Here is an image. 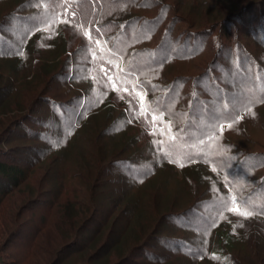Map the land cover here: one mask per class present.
<instances>
[{"label":"trees","instance_id":"1","mask_svg":"<svg viewBox=\"0 0 264 264\" xmlns=\"http://www.w3.org/2000/svg\"><path fill=\"white\" fill-rule=\"evenodd\" d=\"M234 1L240 3L220 9V1L213 0H0V9L11 8L0 16V62L9 63L0 82V108L16 95L33 92L31 106L23 115L38 114L46 105L53 116L48 128L56 127V136L61 135V142L45 154L36 147L27 150L30 157L18 154V149V155L0 152V208L26 180L31 165L55 156L60 169L70 151L85 139L91 141L94 131L90 127L95 126L93 119L99 109L107 113L100 136L111 139V146L118 149L114 153L123 154L110 170L113 176L115 170L125 171L121 180L125 195L115 188L116 194L96 203L95 210L80 214L83 229L77 240L61 237L58 241L62 244H47L43 264L53 260L52 264H71L65 257L105 227L106 206L112 203L127 204L135 218L153 215L141 207L145 196H154L141 195L143 192L131 195L130 191H143L159 168L167 169L159 182H179L180 174L184 188L197 187L205 193L194 200L188 195L186 208L179 213L167 207L160 214L161 208L155 205L161 204L155 198L149 206L154 207L158 219L150 228L143 225V238L136 247L122 254L125 248L117 240L110 241L74 263L132 264L135 254L150 259L155 246L157 256H153L158 259L152 257L150 264H161L170 257L178 258L175 262L187 258L196 264H264V149L256 135L264 133V0H232L231 4ZM64 39L87 41L89 69L103 78L110 93L104 99L100 96L90 105L86 101L70 104L45 95L63 56L69 59L73 54L71 42ZM48 44L51 55L45 58L44 45ZM178 63L181 70L175 71L172 68ZM64 65L56 76L60 84L70 79L84 82V73L71 71L73 60ZM192 69L196 73H190ZM79 86L69 87L73 91ZM39 87L44 88L42 92ZM201 92L207 97L201 99ZM178 112L183 113L181 118ZM16 115L0 113L15 124L0 134V142L12 140L7 139L11 131L15 138L21 137L24 122L18 125L21 118ZM209 121L210 126L204 129ZM220 123L228 125L225 131ZM147 129L155 135L148 150L153 162L122 159L139 140L126 133L142 134ZM56 171L51 170L53 175ZM45 197L53 207L58 195ZM46 199L34 202L31 208L47 204ZM166 222L169 232L160 229ZM17 231L18 226L12 229L8 245L17 233L19 239ZM111 249L121 254L116 261L109 257ZM245 249L249 251L244 262L239 256L243 251L245 258ZM39 250L38 245H32L25 262Z\"/></svg>","mask_w":264,"mask_h":264},{"label":"rangeland","instance_id":"2","mask_svg":"<svg viewBox=\"0 0 264 264\" xmlns=\"http://www.w3.org/2000/svg\"><path fill=\"white\" fill-rule=\"evenodd\" d=\"M170 1L174 3L176 0ZM219 1L220 9H222V6L223 9H228L229 5H234L235 7L240 3L239 1H234L233 4H231L232 0H213V3H218ZM10 9V7L6 8L5 6H3L0 9V16L7 14L8 10ZM172 15L173 13H170V17ZM15 27L18 26L16 25L13 28ZM64 41L71 42V44L69 45V49L73 54L70 58L71 61L73 60L74 62L71 71H73L75 74L79 73L80 75L84 73L85 80L83 83L80 82V80L73 81V79H70L69 83L66 84H60L58 82V79L56 77L57 73L64 69L65 63L68 64L69 62H71L69 61L70 58L68 59L66 56H63V58L61 59L63 64L58 69L59 72H57L54 76L53 74L51 75V81L49 84L50 92L45 95L63 102H69L70 104L79 101H86L87 104L90 105L92 102H96L100 96H102L104 99V97L110 93L106 82H103V78L99 77L98 73L89 69V61L91 59H88V56H86L88 52V50H85L86 48H88L87 41H85L84 39H64ZM50 44L44 45L46 46L44 47L45 58H48L51 55L49 48ZM54 45L55 43H53L52 49L54 48ZM120 48L122 50L121 46ZM122 52L125 54L124 50ZM172 69H174L175 71H180L181 66L178 63L177 65L173 66ZM8 71L9 63L5 64L4 61H1L0 82L3 81L2 73L5 74ZM190 71V73H196L194 72V69ZM89 76L94 77V79H91ZM16 80L20 81L19 78H16ZM70 84L74 86H80L72 91L73 87L70 88ZM229 87L231 88V86ZM232 88L233 90H235L234 86ZM43 89L44 88L41 87L38 88L40 92H42ZM200 94V98L207 97L205 96L206 92H201ZM208 94L211 95L210 90L208 91ZM33 95V92L30 95L26 96L16 95L11 99V101L4 103L0 108V113L14 112V114L16 115L15 112H18L16 116L17 118H21L20 122H18V125L21 126V123L24 122V124H22V126L24 127L22 129L20 128L21 137L15 138L13 136V132L11 131L12 136L7 139L12 140H7L6 142L5 140H3L0 142V152L2 151L4 155H18L21 153L25 155L24 157H30V155H28V152H32V150H29L31 149V147H36L38 151L41 150V152H44L45 154L49 149H51L53 145H57L59 141L61 142V135L58 136L57 134L56 136V127H53V129L48 128L49 126L51 127L49 123L50 120H52L53 116L47 109L46 105L42 106L41 111L38 112V114L34 111V114H31L32 116L23 115V110L27 111L31 106L30 104L33 101ZM188 107L189 103L187 101V103H185V110H187ZM95 114H97L93 119L95 120L93 121L95 126L90 127L91 130L94 131V137L91 138V141L85 139L83 145H80L79 148L77 147L75 150L70 151L68 159L64 160V164L62 167H60V169L57 167V165H55V156L47 158L46 160L41 162L40 165H31L27 170L26 180L22 183V185L11 192L10 196L5 202V205L0 208L2 209V211H0V216H2L0 217L1 263L43 264L42 259L46 257L43 250L47 244L52 245L55 241H60L61 237L69 238L67 239V241L71 240V242L77 240V237H79L80 232L83 229L79 224L80 214L88 213L90 209L91 211L95 210L96 203L98 204L99 201L108 198L109 195H112V193L116 194L115 188L119 187L118 192L121 195H125L126 192L124 193L123 191L125 188L123 189V183L121 182V180L123 179L122 176H124L125 171L122 169L116 171L114 169L115 174L113 176V170H110V168L113 169V162L115 161V159L122 156L123 154L114 153L118 151V149L111 146V143L113 144L111 139L106 138L104 135V137L100 136L102 134L101 131L106 126L105 119L107 113L101 112V110L99 109L97 112H95ZM177 114L180 118L183 116L182 112H178ZM0 117V134H3L7 129H9L10 125L13 126L15 124L13 123V121H9L10 117ZM208 123L209 124L204 129H207L210 126V121ZM25 125H29V128H25ZM202 126H205L204 122H202ZM227 126V124L220 123V129L222 131H225L227 129ZM126 134L129 135V137L134 138V140H136V138L138 137L139 140L138 142L134 141L135 143L131 145L130 152L125 154L122 159L126 157L127 159L130 158L133 161H136V163H152L153 156L149 153L148 150L150 142L155 136L153 131L147 129L142 134L138 131H131ZM256 135H258L257 142L259 147L264 149V133L262 131H259V133H257ZM54 136H56L55 142L53 141ZM79 144L80 142H78V145ZM21 148H24V150L21 151ZM17 149L18 151L16 152H19L18 154L15 152V150ZM27 150L29 151L27 152ZM53 169L57 170V173H55V175H53V172H51V170ZM108 171L111 172L108 173ZM166 173V168H159L158 171H156L155 176H153L152 180H149L146 184H144L143 191L136 189H133L132 192L130 191L131 195H139L141 192H143L141 195L154 196L153 199L145 196V201H142L141 207V209L147 207V211L152 212L153 215H150L149 217V214L147 213V216L146 214H143L141 217L138 216L135 218L136 213L133 212L132 209H129L127 204L119 202L113 205L112 203L111 205L106 206L108 208V212L106 214L107 219L105 227L99 233L95 234L92 237V240L89 241L90 238L85 239L83 241L84 246L77 252H73L67 255L65 259H67L69 262L71 261V264H78L74 262H78L79 260L82 261L84 259L83 255L93 254L94 251L99 247H103V245L110 241L113 243V241L115 240H117V242H119V244L125 248L126 251L122 252V254H124L129 250L128 248H131V246L136 247L137 243H139V241L143 238L142 236V238L140 239V233L143 232V229H145L144 226L150 228L153 224L156 223L158 219L156 218L157 213L154 211V209H152L154 207L149 206L151 204L153 205L154 202L152 201L155 198L158 197L159 200L157 201V203L161 204L155 205L157 208H161L160 214H162L167 207L179 213L186 208L185 205H187L186 200L188 198V195L189 197L190 195H192L190 198L194 200L198 195H203L205 193L199 192V188L197 187L189 190V186L187 185L184 188L183 186L185 185V183L183 182L184 180L180 178V174L177 175L179 178V182H169L167 180L165 181V183L159 182L160 180H162L161 178L165 177ZM53 178L55 179V181L53 180ZM106 182L108 183L107 185ZM45 195H58L53 207L48 205V200L46 199ZM161 195L165 196L163 197ZM40 199H46L47 204L42 205L39 203L38 208L32 209L31 205L34 204V202L39 201ZM4 211H7L5 213H7L8 217H3ZM73 216H76L75 220H73ZM16 226H18L17 232H19V239H17V233V235L13 239L14 242L8 245V241L10 238L9 235L12 229ZM168 226L169 223H162L160 229L162 230L164 228V230H162L163 232H169ZM32 227H36V231H33ZM61 229L67 235H63L59 231ZM131 237H134V239ZM59 241L57 245L62 244L59 243ZM32 245H38L40 250L36 252L30 262H25V260L29 256L28 252L32 248ZM152 245L154 244H151V246ZM154 248H152L154 252L153 255L157 256ZM248 251L249 249L244 250L245 258H243V251L241 253V256H239L238 254L237 255L241 258V260H244L245 262L247 257L246 253H248ZM233 254L235 253L233 252ZM119 255L121 254H118V252H116L115 250H110L109 257L112 260L114 259L113 261H116L115 259L119 257ZM153 255H149L150 259H143L141 256H136L135 254L133 255L135 259L131 263L146 264L152 261V257L154 259H158ZM176 257L178 256L176 255ZM177 259L178 258L174 259V257H170L161 264H196L187 258H184L183 261L180 260L178 262H175L174 260ZM53 262L54 260L52 261V263Z\"/></svg>","mask_w":264,"mask_h":264},{"label":"snow or ice","instance_id":"3","mask_svg":"<svg viewBox=\"0 0 264 264\" xmlns=\"http://www.w3.org/2000/svg\"><path fill=\"white\" fill-rule=\"evenodd\" d=\"M246 214H250V213H246Z\"/></svg>","mask_w":264,"mask_h":264}]
</instances>
